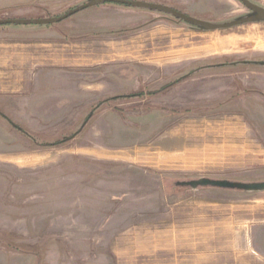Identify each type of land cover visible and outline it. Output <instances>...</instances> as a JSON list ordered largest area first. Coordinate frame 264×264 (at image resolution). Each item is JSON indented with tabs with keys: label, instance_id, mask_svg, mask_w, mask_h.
I'll list each match as a JSON object with an SVG mask.
<instances>
[{
	"label": "rangeland",
	"instance_id": "1",
	"mask_svg": "<svg viewBox=\"0 0 264 264\" xmlns=\"http://www.w3.org/2000/svg\"><path fill=\"white\" fill-rule=\"evenodd\" d=\"M87 1L0 0V19ZM140 1L212 23L251 14L239 0ZM112 8L137 21H105ZM53 67L67 77L35 90ZM199 178L264 181V21L207 30L103 3L0 26V263L264 264V190L181 184Z\"/></svg>",
	"mask_w": 264,
	"mask_h": 264
},
{
	"label": "water",
	"instance_id": "2",
	"mask_svg": "<svg viewBox=\"0 0 264 264\" xmlns=\"http://www.w3.org/2000/svg\"><path fill=\"white\" fill-rule=\"evenodd\" d=\"M250 12L251 14L227 23H212L204 20L197 19L195 17L189 16L185 13H182L176 9H173L169 6L151 3L140 0H89L71 10L64 13L60 16L55 17H46V18H8L0 19V26L7 24H19V25H51L62 21L63 19L83 10L90 8L103 3H115L121 5L134 6L144 9H149L153 11H160L167 14H170L180 20H183L192 25L201 27L207 30H220L227 29L235 26H239L245 23L254 22V21H264V8L259 7L249 0H239ZM193 186H204V187H218V188H239L244 189L245 191H263L264 190V181L260 183H255L252 185H243L231 183L226 180H212L208 178H199L195 180Z\"/></svg>",
	"mask_w": 264,
	"mask_h": 264
},
{
	"label": "crops",
	"instance_id": "3",
	"mask_svg": "<svg viewBox=\"0 0 264 264\" xmlns=\"http://www.w3.org/2000/svg\"><path fill=\"white\" fill-rule=\"evenodd\" d=\"M111 10L115 14V16H113V17L111 16V18H107L108 20H105V21H113V22L114 21H121V22H123V24H132V23H134V22L137 21V15H136L135 12H131L132 14H127V15H123L122 16V13L124 12L123 10L117 9V8H112ZM42 70H44V69H41V71ZM47 70L48 71H45L44 70L42 72L40 71L39 73H37V75H36L37 78H36V81H35V83H36V89L35 90L40 89L42 86H45V84H47V86L51 85V83H52V77H67L64 74V72L66 71L65 69L58 68V67H53V68H49ZM72 76L73 77H81V75L80 74H77V73H75V75H72ZM57 80H59V79H57ZM68 83H72V81L69 80V82H67V84ZM78 83H79L78 85H75L72 88L70 87V91H74L75 97H73V101L75 102L76 105H79L80 106L82 104V100H81L82 91L83 92H87V83L84 82V81H81V80H79ZM52 97L58 100V104L61 103V102H59L62 99V98L59 99V97H61V96L54 95ZM25 112H27V110ZM48 226L49 225H47V227ZM8 230H9V228H8V224H7L4 228L3 227L1 228L0 232H5L6 231L8 233L9 232ZM21 232H23V231H21ZM18 234H22V233H19L18 232ZM50 236L51 235L48 234V233L45 236V237H47V241L50 240L49 239ZM20 242H23V241H20ZM38 246L39 245H37V243H35V244L34 243H31V246L30 247H31V249H33L35 251V250H39ZM18 247L20 248V246H18ZM15 254L16 253H13V252L10 253V255H15ZM9 257L10 256H9L8 252H5V254L2 256L1 263L2 264H11V259H8ZM27 258L28 259H26L23 264H32L33 258L32 259H31V257H27Z\"/></svg>",
	"mask_w": 264,
	"mask_h": 264
},
{
	"label": "flooded vegetation",
	"instance_id": "4",
	"mask_svg": "<svg viewBox=\"0 0 264 264\" xmlns=\"http://www.w3.org/2000/svg\"><path fill=\"white\" fill-rule=\"evenodd\" d=\"M172 8V7H171ZM174 9V8H173ZM195 180H188V181H183V182H181V184L183 185V186H187V187H189V188H196V187H198V186H193V182H194Z\"/></svg>",
	"mask_w": 264,
	"mask_h": 264
},
{
	"label": "bare ground",
	"instance_id": "5",
	"mask_svg": "<svg viewBox=\"0 0 264 264\" xmlns=\"http://www.w3.org/2000/svg\"><path fill=\"white\" fill-rule=\"evenodd\" d=\"M172 143V142H171ZM166 145V144H165ZM169 145V144H168ZM169 147V146H168ZM166 148V147H165Z\"/></svg>",
	"mask_w": 264,
	"mask_h": 264
}]
</instances>
